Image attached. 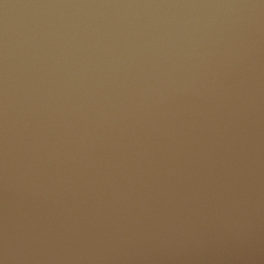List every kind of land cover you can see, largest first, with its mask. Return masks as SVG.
Instances as JSON below:
<instances>
[{
  "label": "water",
  "instance_id": "1",
  "mask_svg": "<svg viewBox=\"0 0 264 264\" xmlns=\"http://www.w3.org/2000/svg\"><path fill=\"white\" fill-rule=\"evenodd\" d=\"M0 264H264V0H0Z\"/></svg>",
  "mask_w": 264,
  "mask_h": 264
}]
</instances>
